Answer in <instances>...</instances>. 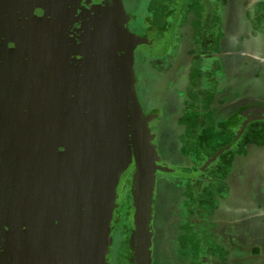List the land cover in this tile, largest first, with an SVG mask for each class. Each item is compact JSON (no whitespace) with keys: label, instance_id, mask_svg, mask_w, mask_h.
Returning a JSON list of instances; mask_svg holds the SVG:
<instances>
[{"label":"water","instance_id":"obj_1","mask_svg":"<svg viewBox=\"0 0 264 264\" xmlns=\"http://www.w3.org/2000/svg\"><path fill=\"white\" fill-rule=\"evenodd\" d=\"M140 40L123 0H0V264H108L127 192L132 264H151L168 169L137 92Z\"/></svg>","mask_w":264,"mask_h":264},{"label":"flooded vegetation","instance_id":"obj_2","mask_svg":"<svg viewBox=\"0 0 264 264\" xmlns=\"http://www.w3.org/2000/svg\"><path fill=\"white\" fill-rule=\"evenodd\" d=\"M142 1L143 5L147 0ZM189 1L183 10L177 0H150L148 5L145 4L148 16H140L138 21L141 28L136 25L137 21L135 23L136 17L131 15L130 19L131 31L143 37L136 48V71L138 96L145 113L151 115L161 104L179 108L174 123L180 125L181 131L178 132L179 127L174 130V139L169 137L173 133L169 131V121L155 119L150 122L153 144L161 151L167 150L179 161L180 171L165 165L168 169L163 174L166 179V174L175 172L179 179L188 180L191 174L187 161L191 154L190 144L198 159L208 158L205 147L211 139L206 130L222 125L219 113L224 106L223 94H229L227 107L235 109L238 104L246 102V98H239L237 93H253L252 75L264 80V0ZM130 2L135 3L136 0ZM177 17L185 18L184 26H187L186 32H180V35L172 30L171 24L167 26ZM230 39L236 42V56L231 65L227 61V41ZM177 61L181 67L173 70L172 65ZM152 65H155L154 68ZM244 75L250 77L246 85L249 89L245 87L241 92L238 90V79ZM147 87L151 91L150 96L145 94ZM257 95L258 105L264 110V93ZM252 117L244 129L241 125L245 120H235V124L239 125H236L239 127L236 154L240 169L237 181L240 185L246 183L252 190L250 198L264 207V113ZM171 139L184 143L188 152L182 149V155H179L178 145ZM159 171L156 173V184ZM171 176L170 179L173 178ZM199 187V182L192 183L187 186V191H181L183 235L176 247L174 245L172 264L203 262V252L208 247L205 238L209 225L205 214L200 215L208 198L197 196ZM177 189L173 191L172 198L177 196ZM130 202V193L127 192L115 212L108 264H132ZM156 202L154 200V204ZM153 213L152 228L154 233H159L156 222L153 225L155 207ZM115 229L121 234V243L116 251L112 243ZM152 239L155 245L157 236ZM258 264H264V256L258 259Z\"/></svg>","mask_w":264,"mask_h":264},{"label":"crops","instance_id":"obj_3","mask_svg":"<svg viewBox=\"0 0 264 264\" xmlns=\"http://www.w3.org/2000/svg\"><path fill=\"white\" fill-rule=\"evenodd\" d=\"M150 0H147L146 3L142 5V0H136L134 3V7L132 8V11L129 12L125 7V10L129 16V29H130V19L131 15L136 17L135 23L136 25L141 28V25H139V18L140 16L146 17L148 16V13L146 12V7L145 4L148 5ZM124 4V1H123ZM141 5V6H140ZM131 31V29H130ZM132 32V31H131ZM133 33V32H132ZM136 34V33H133ZM138 35V34H136ZM141 37V40H143V37ZM140 40V41H141ZM139 41V42H140ZM138 45V44H137ZM137 48V46H136ZM176 63H179L178 61ZM173 63V64H176ZM136 49H135V74H136V79H137V71H136ZM155 65H152V68H154ZM180 66H178L176 69H178ZM242 77L238 79L240 82L238 84L239 91L243 92V87H242ZM171 80V78L169 79ZM264 80H260V78L257 80V82L260 83L261 88H264ZM145 94L151 95V91L147 88L144 89ZM138 92V90H137ZM248 94V95H247ZM239 98L244 99L249 96V93H237ZM228 93L223 94V102L224 106L221 109V112L219 113V117L222 121V125L220 126L218 131L219 138L222 137L221 133L223 135L229 134L230 138L225 139L223 138L222 144L225 143L227 140L228 141H234L236 145V138L237 135H239L237 129L239 125L235 124V120L240 119L237 118L239 112H244L245 110L242 111V109H238L241 107L242 104H238L237 108L231 109L227 107V100H228ZM251 96V94H250ZM141 102V101H140ZM142 105V104H141ZM143 107V106H142ZM158 108L155 109L154 113L151 115H148L152 117V120L155 119H160L161 121H169V131L172 132V135L169 134V137L175 136L174 135V130H177L180 125H176L174 123L175 116L178 117V112L179 108L177 106L175 108L171 107H166L164 104L156 106ZM238 109V110H237ZM144 110V108H143ZM261 110V111H260ZM254 110V111H249L247 114L249 116H253L255 114H263L264 110ZM259 111L260 113H258ZM145 112V111H144ZM146 114V113H145ZM147 115V114H146ZM242 119V118H241ZM151 120V121H152ZM150 121V122H151ZM251 122V121H250ZM249 122V123H250ZM167 123V122H166ZM249 123H246L245 125H241L242 129H244ZM237 125V126H236ZM151 129V128H150ZM181 129L179 127L178 132H180ZM237 131V132H236ZM153 136V135H152ZM208 137L212 140L211 136L208 135ZM154 138V136H153ZM174 139V138H173ZM172 140V139H171ZM221 140V139H220ZM173 143L178 145V154L180 155L182 153V149L184 151H187V146L184 145L180 140H172ZM153 142V141H152ZM176 145V146H177ZM224 145V144H223ZM154 146V144H153ZM222 146V145H221ZM210 140L207 142L206 148V154L208 157H212L216 155L217 153V148L213 147L210 148ZM237 147V146H236ZM236 147H235V152L234 156L232 154L225 155L223 160L225 162L229 163L230 168L234 170H231V175L235 178V191L236 194H238L239 189H241V197H239V208H237L235 202V192L234 195L230 194L232 192H226L222 195H218L217 197L215 196H210L207 201L206 205L204 206V209L210 211V217H206L209 225V233L206 235L205 242L207 243L208 247H206L205 251L203 252V262L202 264H258V259L263 258L264 256V223H263V217H264V207H262L259 204H256V201H253L250 198V194L252 193V190L246 185V183H241L242 186L245 187H239L237 185L236 180L238 179V173H239V160L236 154ZM156 146H154V149ZM156 151V149H155ZM163 153L168 159H174L167 150H163ZM156 155L158 157V154L156 152ZM182 155V154H181ZM170 156V157H168ZM158 159L161 160V162L166 165L161 158L158 157ZM175 160V159H174ZM179 167V166H178ZM230 174V173H229ZM245 177V175H244ZM240 185V184H239ZM155 186H156V181H155ZM233 186V185H232ZM178 194L176 197L172 198L168 197L169 201L165 202V206L163 207V215L162 219H160L159 224H160V231L159 233H154L153 228H152V219H153V209H154V194H153V205H152V215H151V225H150V262L151 264H172L173 263V248L174 245L176 247V244H178L179 240L181 239L183 232L181 231V225L183 222L184 218V213L182 211V206H181V191L182 188L177 189ZM246 195H248V198H246ZM247 199L244 201V199ZM225 207H228V214H230L231 217L237 216L240 221L238 223V226H236L233 229L228 228L224 230L222 233H220L219 230H217L216 224H215V218L220 217V214L224 211ZM235 207L237 209H235ZM224 213V212H223ZM241 213V214H240ZM238 227V228H237ZM153 236H157V243L153 245L152 238ZM177 264H183V263H177Z\"/></svg>","mask_w":264,"mask_h":264},{"label":"rangeland","instance_id":"obj_4","mask_svg":"<svg viewBox=\"0 0 264 264\" xmlns=\"http://www.w3.org/2000/svg\"><path fill=\"white\" fill-rule=\"evenodd\" d=\"M210 1V0H209ZM216 2V0L214 1ZM126 6H127V10L129 12L132 11V8L134 7V3H131L130 0H125ZM177 3L181 6V8H183V10H185V8L187 7V5L190 3L189 0H177ZM185 18H179L177 17L176 21H169L167 26L170 24L172 25V30L176 31V34L178 33V35H180V32H186L187 30V26H184L185 24ZM177 26V28H176ZM238 27H236L237 29ZM172 31V32H173ZM231 41V42H230ZM230 41H227L229 43V47H228V53H227V61L230 63V65L233 63V59L236 56V49H235V44L236 42L232 41L230 39ZM181 63H176L173 64V70H176V68L178 66H180ZM250 77L249 76H242L241 81L243 82L242 87L243 90H245L244 88L246 87L247 89H249V85L246 86L249 81ZM257 78L254 77V75H252V81L254 84H252V90L253 93H249V96L246 97V102L242 103L241 107H239L238 109H242L245 110L244 112H239L238 114H236L238 117L237 118H242L245 120V122H243L242 126L245 125L246 123H249L254 117H251L247 114V112L249 111H254V110H260L261 108L258 105L257 102V93H264V88H261L260 83L257 82ZM264 83V81H263ZM251 86V85H250ZM249 92V90L247 91ZM250 94H251V99H250ZM248 95V94H247ZM237 109V110H238ZM261 111V110H260ZM220 126H215V127H211L208 128L206 130V134L210 135L212 140H210V148H217V153L216 155L212 156V157H208L205 159H198V156L195 155L194 153V147L192 144L189 145V148L191 149V154L188 157L187 161L189 162V166L188 168L190 169L191 174L188 176V180H181L178 177L177 173H170V174H166L168 177L167 179L165 178L164 174V170H160L158 172L157 175V184L155 186L154 189V200H157L156 204L154 205L155 209H156V213L154 216V220H153V225L156 222V225L158 228H160V224L159 221L160 219H162V217H164L163 215V207L165 206V202H168L169 199L168 197H171L173 194V191H175L177 188H182L183 190L187 191V186L192 185V183H200V187L199 189L196 191L197 196H199L200 198H204L207 199L210 196H215L217 197L219 194L222 195L226 192V190H230V194L234 195L233 190L235 189V178L231 175V170L233 171L234 174V170L232 168H230L229 163L225 162L223 160L225 155L228 154H232V156H234V152H235V142L234 141H226L225 143L222 144L223 138L224 141L227 138H230L229 134H225L222 135L221 138H219L218 135V131L217 129H219ZM242 133V131H241ZM221 139V140H220ZM222 145V146H221ZM155 146V145H154ZM156 152L158 154V157L161 158L163 160V162L170 168L174 169V170H181L178 167V163L179 161L174 160V159H168L165 154L163 153V151L160 150V148L156 147ZM170 157V156H168ZM230 173V174H229ZM173 176L172 179H170V176ZM186 175V174H185ZM171 176V177H172ZM187 176V175H186ZM191 176L195 177L194 179L191 178ZM187 178V177H186ZM191 178V179H190ZM193 179V180H192ZM169 180V181H168ZM234 182V183H233ZM237 185L240 187H245L242 185H239V182L236 180ZM233 185V186H232ZM235 202L237 208H239L238 202H239V197H241V189H239L238 194H236L235 192ZM193 198V197H192ZM246 198H248V195H246ZM244 201L247 199L243 198ZM184 201H189L186 200V198H183ZM228 207H225L224 209V213L222 212V214H220V217L215 218V224L217 227V230L220 231V233H222L224 230H226L228 228L229 229H233L236 226H238V223L240 221V219L237 216H233L231 217L230 214H228ZM235 207V209H237ZM210 211H207L205 209L201 210V215L203 216L205 214V217H210ZM241 214V213H240ZM157 216V217H156ZM238 228V227H237ZM112 243H113V248L114 251H116L121 243V234L116 231H114L113 234V238H112Z\"/></svg>","mask_w":264,"mask_h":264}]
</instances>
